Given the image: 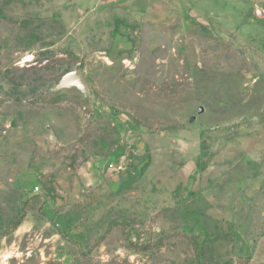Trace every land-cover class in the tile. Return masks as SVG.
Returning <instances> with one entry per match:
<instances>
[{
    "label": "rangeland",
    "instance_id": "1",
    "mask_svg": "<svg viewBox=\"0 0 264 264\" xmlns=\"http://www.w3.org/2000/svg\"><path fill=\"white\" fill-rule=\"evenodd\" d=\"M12 229L0 264H264V0H0Z\"/></svg>",
    "mask_w": 264,
    "mask_h": 264
},
{
    "label": "water",
    "instance_id": "2",
    "mask_svg": "<svg viewBox=\"0 0 264 264\" xmlns=\"http://www.w3.org/2000/svg\"><path fill=\"white\" fill-rule=\"evenodd\" d=\"M76 86L83 92H88L89 86L86 81L85 71L80 67H75L71 71L65 73L55 86L56 89L68 88Z\"/></svg>",
    "mask_w": 264,
    "mask_h": 264
},
{
    "label": "trees",
    "instance_id": "3",
    "mask_svg": "<svg viewBox=\"0 0 264 264\" xmlns=\"http://www.w3.org/2000/svg\"><path fill=\"white\" fill-rule=\"evenodd\" d=\"M11 232H13V229L10 230V231H8V232L0 233V236L8 235V234H10ZM133 246H135L136 248H139V249H143V250H146V249L149 248L148 246H139V245H133Z\"/></svg>",
    "mask_w": 264,
    "mask_h": 264
}]
</instances>
